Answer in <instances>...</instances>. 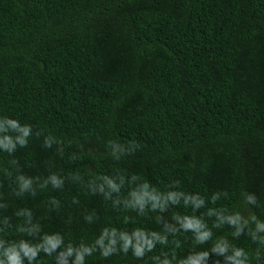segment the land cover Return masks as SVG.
Here are the masks:
<instances>
[{"label": "trees", "instance_id": "obj_1", "mask_svg": "<svg viewBox=\"0 0 264 264\" xmlns=\"http://www.w3.org/2000/svg\"><path fill=\"white\" fill-rule=\"evenodd\" d=\"M0 264H264V0H0Z\"/></svg>", "mask_w": 264, "mask_h": 264}]
</instances>
